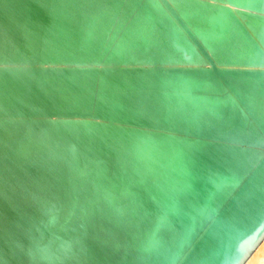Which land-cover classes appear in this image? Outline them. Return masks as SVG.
<instances>
[{
    "label": "water",
    "instance_id": "water-1",
    "mask_svg": "<svg viewBox=\"0 0 264 264\" xmlns=\"http://www.w3.org/2000/svg\"><path fill=\"white\" fill-rule=\"evenodd\" d=\"M263 242L264 0H0V264Z\"/></svg>",
    "mask_w": 264,
    "mask_h": 264
},
{
    "label": "bare ground",
    "instance_id": "bare-ground-1",
    "mask_svg": "<svg viewBox=\"0 0 264 264\" xmlns=\"http://www.w3.org/2000/svg\"><path fill=\"white\" fill-rule=\"evenodd\" d=\"M247 264H264V242L260 245Z\"/></svg>",
    "mask_w": 264,
    "mask_h": 264
}]
</instances>
